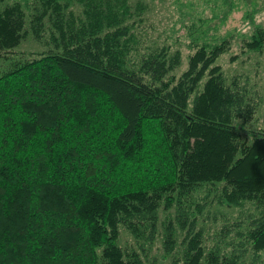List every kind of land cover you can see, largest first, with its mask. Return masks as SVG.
<instances>
[{"label":"trees","instance_id":"1","mask_svg":"<svg viewBox=\"0 0 264 264\" xmlns=\"http://www.w3.org/2000/svg\"><path fill=\"white\" fill-rule=\"evenodd\" d=\"M145 10L0 0V264H146L160 236L183 264H264L262 97L227 81V38L193 40L177 76L180 50L141 46ZM30 35L47 49L17 51ZM263 44L257 27L244 46ZM214 205L240 213L209 245Z\"/></svg>","mask_w":264,"mask_h":264},{"label":"rangeland","instance_id":"2","mask_svg":"<svg viewBox=\"0 0 264 264\" xmlns=\"http://www.w3.org/2000/svg\"><path fill=\"white\" fill-rule=\"evenodd\" d=\"M144 3V20L136 28L143 39L141 46L145 49L146 46L168 45L171 53L180 50L182 58L175 70L177 76L188 67L189 55L194 51L193 40H230V48L218 58L217 64L222 67L228 82L237 76L260 94L262 101L256 119L247 125V129L255 131L264 128V44L260 51L244 46L257 27L264 29V0H144ZM47 47L30 35L17 47V51L25 52L28 56ZM10 62L11 59L0 58V74ZM239 213L240 208L214 205L200 216L199 227L205 228L209 245L218 238L220 228ZM120 244L126 248L140 246L124 228L121 230ZM180 256L179 253L165 256L163 238L160 236L150 248L146 264H152L154 260L157 264H183L176 261Z\"/></svg>","mask_w":264,"mask_h":264}]
</instances>
